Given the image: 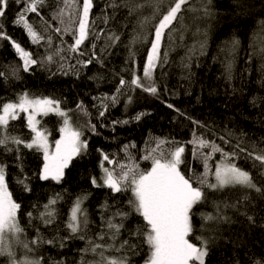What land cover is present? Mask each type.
Segmentation results:
<instances>
[{"label": "snow or ice", "instance_id": "6c2138e0", "mask_svg": "<svg viewBox=\"0 0 264 264\" xmlns=\"http://www.w3.org/2000/svg\"><path fill=\"white\" fill-rule=\"evenodd\" d=\"M15 2L22 7L15 14L12 24L22 28L31 45L41 46L44 51L42 54L34 53L7 33L4 19L10 0H0V41L8 40L21 61L20 64L7 65L8 75L0 71V77L4 79L9 75L20 79L21 70L30 72L34 67L46 69L50 75L56 74L52 71L55 67L64 75L71 70L78 76L76 65L82 68L93 62L103 65L104 57L100 53L107 55L112 48L122 43V33L110 27L107 30L100 28L97 21L107 26L109 21L116 19L117 13H124L125 18L136 17L133 35L126 45L127 60L130 62L126 71L131 74V79L126 80L124 76H120L113 93H102L92 98L95 101L93 107L99 117H104L122 99L125 100L124 108L127 110L133 103L131 94L137 89L158 97L161 84L157 73L159 72L160 77L166 75L163 70L169 64V53L174 51L173 42L177 30L175 26L179 25L182 29L186 27L183 24L185 13H200L201 18L214 14V0H105L99 16L93 14V9L97 6L94 0ZM146 6L151 9L147 16L142 14ZM46 9L52 10L51 18L44 15ZM31 14L35 16L29 19ZM53 20L58 24H53ZM257 23L264 30V19ZM193 35L199 38L193 44L185 46V55L180 58L179 63L184 72L181 79L188 82L193 76V61L198 64L199 59L207 55L208 48L207 30L197 28ZM64 36H69L72 43H67ZM56 39H59L58 44ZM98 41H103L99 51ZM239 43V39L233 36L230 41L224 42L221 51L234 53ZM137 45L147 49L142 64L137 61ZM82 57L86 58L81 59ZM73 58L75 64L70 63ZM222 64L226 79L231 81L234 61L226 59ZM164 90L169 91L167 86H164ZM257 101L264 102V97L253 96L251 103L254 107ZM166 107L173 109L178 116H184L175 105L166 103ZM75 111L83 119L82 124L74 123L73 109L64 107L62 99L29 91L20 92L16 94L15 100L0 104V149L3 153H15V164L21 172L20 176L15 177V182L24 191H31V185L30 178L23 173L21 146L42 154L43 165L39 179L60 183L73 158L88 150L85 131L99 134L96 125L91 122L92 114L83 101L77 103ZM21 114H25V127L30 130V139L27 141L14 132L15 125L12 122L19 120ZM50 114H54L62 125L59 128L60 138L54 143L49 142L48 130H41V120L38 119ZM147 115L148 112H137L124 119L112 120L110 126L115 131L116 125L139 122ZM188 119L191 120L190 117ZM193 123L196 128L203 127L200 121ZM220 139L223 140V137ZM187 145H191L192 158L202 163L203 172L196 173L188 166L185 159ZM251 147L252 151H248L237 144L231 151H227L215 140H209L203 133L195 130L188 141L156 137L146 141L143 149L145 154L141 159L151 162L148 169H142L133 155L131 149L135 148L134 142L122 146L126 163L116 160L115 153L99 149L101 175L99 178L91 177V184L96 188H107L114 194L131 193L126 201L127 209L105 200L99 206L100 231L93 233L89 212L84 207L90 193L83 192L72 201L64 222L68 235L45 239L37 229L36 238L33 240L21 238L25 232L18 220L21 204L13 199L9 190V165L6 160L0 159V256L8 258L9 264H43L42 257L33 258L26 254L22 259L18 258L15 246H21L27 253L40 244H58L64 248L66 241L80 240L86 241V244L79 249L78 264H135L133 257L139 255L141 245H147L143 264H207L215 238L197 235L194 237L196 242H193L189 237L196 230L194 218L199 215L205 222L231 223V217L225 215L223 210L250 203L248 195H244L242 200L234 204L213 202L214 213L198 212V208L208 200V191L239 187L254 190L264 198V147H258L255 143ZM217 154L220 156L219 160L214 159ZM241 159L250 163L251 169L240 166L238 161ZM106 162L116 166L106 167ZM182 165L184 171L181 170ZM253 170L257 171L256 178L252 174ZM62 198L60 193L50 197L46 204L36 208L35 218L45 226L54 225L60 215L56 205ZM241 215L246 216L250 223H255L254 217L248 216L247 212ZM27 216L30 222L34 213L30 211ZM133 217H138L142 224L129 227ZM203 227L202 224L201 228ZM125 234L127 238H123ZM89 253L93 254V259L87 258ZM245 255L248 257L246 264H264V255L259 258L248 253ZM52 264H66V261L53 260ZM233 264H241V259L235 257Z\"/></svg>", "mask_w": 264, "mask_h": 264}, {"label": "trees", "instance_id": "16d2710c", "mask_svg": "<svg viewBox=\"0 0 264 264\" xmlns=\"http://www.w3.org/2000/svg\"><path fill=\"white\" fill-rule=\"evenodd\" d=\"M94 2L97 6L93 9V14L99 16L105 0H94ZM21 7L22 5L15 0H10L4 19L6 31L25 48L42 54L43 47L31 45L22 28L12 24L15 14ZM51 11L46 9L44 15L51 18ZM213 12L212 16L206 18H201L200 13H185L183 24L186 27L182 29L179 25L175 26L177 30L173 42L174 51L169 53V64L163 70L166 75L160 77L159 72L157 73L161 84L160 95L155 97L137 89L131 94L133 103L127 110L124 108L125 100L122 99L121 103L110 108L104 117H99L93 107L95 101L92 99L102 93H113L120 76H124L126 80L131 79V74L126 71L130 66L126 45L133 35L136 17L125 18L124 13H117L116 19L109 21L107 26L97 21L100 28L107 30L110 27L122 33V43L112 48L107 55L100 53L104 57L103 65L96 62L83 68L76 65V70L79 71L78 76L71 70L69 74L64 75L55 67L52 71L56 74L50 75L48 70L34 67L30 72L21 70L20 79L10 75L7 79L0 77V104L15 100L16 94L23 91L53 96L62 99L64 107L73 109L74 123L82 124L83 119L75 109L77 103L83 101L91 112V122L96 125L99 133L85 131L84 135L88 138L89 144L88 150L79 157L73 158L69 167L65 169L64 178L60 183L39 179L43 165L42 154L21 146L23 173L30 178L31 185V191L27 192L15 182V177L21 175L15 164V153H3L0 149V159L6 160L9 165V190L12 192L13 199L21 204L18 220L25 228L22 239H35L37 229L45 239L68 235L64 222L72 201L83 192L90 193L84 207L89 212L93 233L100 231L99 206L105 200L127 209L126 201L131 197V193L114 194L107 188H96L91 184V177L99 178L101 175L99 149L115 153L116 160L126 163V154L122 146L134 142L135 148L131 149L133 155L142 169H148L151 167V162L141 157L145 154L143 151L145 142L156 137L188 141L195 130L197 133H203L207 139L215 140L227 151H231L237 144L248 151H252L253 143L258 147H264V102L257 101L255 107L251 103L253 96L264 97V30L257 23L264 19V0H214ZM150 13L151 9L147 6L142 10L145 16ZM33 16L35 14H31L29 19ZM52 23L58 24L54 20ZM197 28L207 30V55L201 57L198 64L195 60L193 61V76L188 82L181 79L184 72L179 63L180 58L185 55V46L193 44L199 38L193 35ZM233 36L240 41L235 52H222L224 42L230 41ZM63 39L69 44L72 43L69 36H64ZM56 43H59V39H56ZM102 46L103 41H98L97 51ZM146 50L145 46L137 45V61L141 64ZM84 58L86 57L81 59ZM226 59L234 61L231 81L226 79L222 64V61ZM20 63L10 42L0 41V71L8 75L7 65ZM70 63L75 64V58L71 59ZM164 86H167L169 91L165 92ZM166 103L175 105L184 113V116H178L173 109L166 107ZM141 111L148 112L149 115L139 122L116 125L115 131L112 130L110 126L112 120L124 119ZM24 115L21 114V118L12 123L15 125L14 132L22 135L27 141L30 139V130L25 127ZM40 120L41 129L48 130L50 140H57L61 134L59 128L62 126L59 119L54 114H50L47 117L41 116ZM193 121H200L203 127L196 128ZM221 137L223 140L220 139ZM185 159L194 172H203L202 163L191 156V145L186 146ZM214 159L219 160V154ZM238 163L246 169H251V164L242 159ZM105 166L111 168L116 165L106 162ZM257 167L259 168V165ZM181 170H185L184 165L181 166ZM252 174L254 178L257 177L256 170H253ZM56 193H60L63 197L56 205L60 215L54 225L45 226L35 218L36 208L46 204ZM244 195H248L250 203L246 202L238 208L223 210L225 215L231 217V223L205 222L199 215L194 218L196 230L189 237L193 242H196L194 237L197 235L215 238V245L207 264H233L235 257L241 259V264H246L248 257L245 253L254 258L264 255V198L254 190L237 187L224 191H208V200L198 208V212L214 213L213 202L234 204L242 200ZM30 211L34 213V217L29 222L27 213ZM243 212L254 217L255 223H250L246 216L241 215ZM133 224H142V221L138 217H133L128 226L131 227ZM202 224L203 228H201ZM123 238H127L126 234ZM85 244L86 241L80 240L66 241L64 248L59 247L58 244H40L35 246L30 254L33 258L42 257L43 264H52L53 260H64L66 264H78L79 249ZM146 255L147 245H141L139 255L133 257L135 264H143ZM87 258L93 259V254L89 253Z\"/></svg>", "mask_w": 264, "mask_h": 264}, {"label": "rangeland", "instance_id": "374dc122", "mask_svg": "<svg viewBox=\"0 0 264 264\" xmlns=\"http://www.w3.org/2000/svg\"><path fill=\"white\" fill-rule=\"evenodd\" d=\"M40 118L41 117H38V119H40ZM41 130L43 131V129H41ZM47 135H48V133H47ZM59 138H60V136L58 137V139ZM48 139H49V142L50 143H54V141H51L50 140L49 135H48ZM15 247H16V252H17L18 258H21L22 259L26 254L29 255L30 257H32L31 254H30V252H27L26 253V250L23 249L21 246L16 245ZM0 261H2V264H9V260L6 257L0 256Z\"/></svg>", "mask_w": 264, "mask_h": 264}]
</instances>
